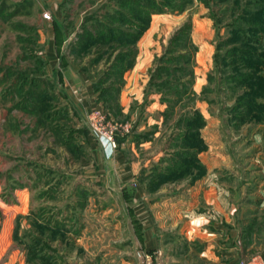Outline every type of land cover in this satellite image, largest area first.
<instances>
[{
    "label": "rangeland",
    "instance_id": "rangeland-1",
    "mask_svg": "<svg viewBox=\"0 0 264 264\" xmlns=\"http://www.w3.org/2000/svg\"><path fill=\"white\" fill-rule=\"evenodd\" d=\"M206 167L264 173V0H0V264H158Z\"/></svg>",
    "mask_w": 264,
    "mask_h": 264
},
{
    "label": "crops",
    "instance_id": "crops-1",
    "mask_svg": "<svg viewBox=\"0 0 264 264\" xmlns=\"http://www.w3.org/2000/svg\"><path fill=\"white\" fill-rule=\"evenodd\" d=\"M258 174L243 177L239 170L234 184L227 183L229 177L215 184L206 167L183 189L177 181L170 197L153 202V223L142 214L143 245L169 247L170 254L155 257L158 264H240L249 251L264 261V221H259L264 218V173ZM137 257L136 264H147V254Z\"/></svg>",
    "mask_w": 264,
    "mask_h": 264
},
{
    "label": "built area",
    "instance_id": "built-area-1",
    "mask_svg": "<svg viewBox=\"0 0 264 264\" xmlns=\"http://www.w3.org/2000/svg\"><path fill=\"white\" fill-rule=\"evenodd\" d=\"M93 119H96V117L94 116ZM116 127H117V125L114 127H111L109 130H100V131H102V133H99L100 135L97 134L99 141L105 150V153H108V155L111 154V152L113 151V149L116 146L115 142H114L115 136H116L115 131L117 130ZM246 264H260V263L255 261V259H254L251 262L246 263Z\"/></svg>",
    "mask_w": 264,
    "mask_h": 264
}]
</instances>
